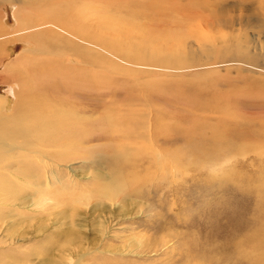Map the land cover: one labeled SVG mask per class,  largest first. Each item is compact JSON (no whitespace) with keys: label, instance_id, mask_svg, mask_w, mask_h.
<instances>
[{"label":"rangeland","instance_id":"obj_1","mask_svg":"<svg viewBox=\"0 0 264 264\" xmlns=\"http://www.w3.org/2000/svg\"><path fill=\"white\" fill-rule=\"evenodd\" d=\"M2 34L5 115L91 120L65 163L14 164L52 199L20 207L19 256L74 229L59 263L264 264V0H0Z\"/></svg>","mask_w":264,"mask_h":264},{"label":"bare ground","instance_id":"obj_2","mask_svg":"<svg viewBox=\"0 0 264 264\" xmlns=\"http://www.w3.org/2000/svg\"><path fill=\"white\" fill-rule=\"evenodd\" d=\"M18 33L19 32H17V34ZM9 35L10 34H8V36ZM6 36L7 35L4 36L3 34L0 35L2 39H4ZM29 39L31 40V37H29ZM88 89L87 88L86 90L83 89L84 92H82L83 93L82 97L84 98V100L88 99L85 96L86 94L89 93V91H87ZM9 92H10L9 93L10 95L11 93H13L12 95L17 98V93H16V89H14V86L10 87ZM47 104H45L46 106L43 107V111L44 112L46 111L50 115L51 118H52V113L55 115H54V118L52 119V123L47 122V123H41V124L36 122V119H35L36 118L35 115L39 113V110H42V106L40 105L34 106L28 110L29 113H34V111H36L34 115H30V114L25 115L22 112H17L16 116H12V117L5 115L3 111L4 107L2 105L0 106V264H32V262H30L31 260L30 257L34 254V252H36L39 258L41 257L40 258L41 260L38 262L39 264H73V262H70V261L69 262L61 261L62 263H59L55 259L54 251L56 249L55 247L56 244H59V246L57 247H59V250L61 252V254L59 255L61 256V260L65 259V255H64L65 253L73 251L72 247L76 245L77 246L84 245L83 244L84 240L81 234H79L77 230L68 229V230H64L61 234H58V235L55 234V236H53V238H55V241L53 242L55 246L53 247L46 249L45 247L47 244H43L39 246L37 249H35L34 252L24 254L23 256H19L20 250L15 247L16 244L19 243V241L27 237L30 233V231L25 230V228L23 229V231H20L19 220L21 221L23 218H24V221L26 222L30 220L28 217H23V216L19 218V216H21V213L19 212L21 208L22 207L25 208L28 206L27 208H29L31 212H35V210L32 208L35 207L38 203L39 205L40 203L41 204H43L44 202L47 203V201L50 202L52 199L47 198L48 196H46L47 194L46 190H49L48 187L49 188L51 187L48 186L47 184L40 185L37 187V189H39L36 192L38 193L37 196H34V198L35 197L36 198L31 199L30 200L31 203L29 205L27 203V200L29 198L28 197L24 198L23 196H20L19 191L22 192V189L20 190V188H25L26 187L25 185H28L29 188H34L35 186L31 182L35 178L33 177L32 172H27L28 169L26 170L17 169L16 170L14 168V164L15 163L19 164L17 168H21L23 166L31 167L32 166L31 163L35 161V159L31 157V155H34V156L36 155L40 159L42 158V160H44V162L41 161L43 165L44 163L46 164V162H49V161L50 163L57 162V164L58 162L65 163L66 157L70 155L69 153H71L70 148H69L70 145L74 147V144L76 142L75 141L72 144L73 141H71V134L69 133L75 132V133L84 134V129H87V124L89 125L90 124L89 122H91V120L88 121V118L76 120L73 117L76 118L77 116H74L71 114L70 115L71 117H70L68 114V115H65L67 116L65 117L66 118L65 123H61L60 128H59L58 124L62 117L60 116L62 113V109L58 111L55 108ZM84 106L85 107H82V114L87 115L88 112H91V111H90L89 106H87V104H85ZM56 111L57 113L60 112L59 115H57ZM72 120H74L75 122L72 123ZM26 124H27L28 130L25 129ZM78 125H81L83 128L78 127ZM22 129H25V130H22ZM31 129H34V130H31ZM49 134H52L53 136H49ZM83 138H87V135L84 134ZM80 140L83 142L82 139ZM86 143L88 144V142ZM55 149H58V150H55ZM63 149L68 154L63 153L62 152ZM81 159L83 158L81 157ZM45 160L47 161L45 162ZM4 162H7L8 164H4ZM67 163L69 162L67 161ZM33 169H36V167H34ZM39 176L42 177L41 175ZM18 182H21L22 185L20 186ZM120 188H122V184L120 183V187H119L118 182H116V180H112L111 183H104L101 186L99 185L100 192H99V195L97 196L100 197V198L98 197L99 199L109 200L111 197L118 195ZM94 193L96 194V191H94ZM85 199L87 202L89 201L90 197L86 196ZM63 204L70 205L71 202L69 200L67 201L64 200ZM73 211H74V216L81 217L84 214L80 212L79 208H75ZM63 214H67L66 211H63ZM68 214H70V212ZM78 223L79 222H77V225ZM27 227L34 228V226L31 224H29ZM38 229H41V231H39L40 233L42 232L44 233L47 231V229L44 228V226H40ZM61 246H63V248H61L62 251L60 249ZM80 257L77 258L76 262H79Z\"/></svg>","mask_w":264,"mask_h":264}]
</instances>
